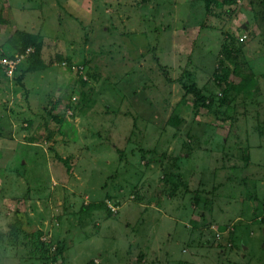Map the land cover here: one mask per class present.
<instances>
[{"label": "rangeland", "instance_id": "374dc122", "mask_svg": "<svg viewBox=\"0 0 264 264\" xmlns=\"http://www.w3.org/2000/svg\"><path fill=\"white\" fill-rule=\"evenodd\" d=\"M263 243L264 0H0V264Z\"/></svg>", "mask_w": 264, "mask_h": 264}, {"label": "trees", "instance_id": "16d2710c", "mask_svg": "<svg viewBox=\"0 0 264 264\" xmlns=\"http://www.w3.org/2000/svg\"><path fill=\"white\" fill-rule=\"evenodd\" d=\"M209 1V0H208ZM22 32H19V34ZM23 40V39H22ZM21 41V40H19ZM22 44V42H21ZM25 46V44H23ZM25 48V47H24ZM227 58H229L233 64L232 69H228L225 72V79L229 80V89L231 90H235V91H241L243 90V88L239 85L242 82H245L248 84V77L246 76V78H244L243 76H241V69H240V61L237 59V57L234 54H230ZM26 70H32L30 67L27 68ZM230 78V79H229ZM225 92H227V90H225ZM59 251L61 250V248H58ZM46 254V253H44ZM47 259H49L48 257H46Z\"/></svg>", "mask_w": 264, "mask_h": 264}, {"label": "water", "instance_id": "95a60500", "mask_svg": "<svg viewBox=\"0 0 264 264\" xmlns=\"http://www.w3.org/2000/svg\"><path fill=\"white\" fill-rule=\"evenodd\" d=\"M263 246H264V243H263Z\"/></svg>", "mask_w": 264, "mask_h": 264}]
</instances>
